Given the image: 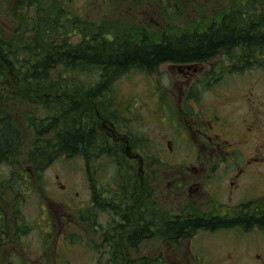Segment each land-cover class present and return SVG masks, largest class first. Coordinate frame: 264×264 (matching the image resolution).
I'll return each instance as SVG.
<instances>
[{
    "label": "trees",
    "instance_id": "obj_1",
    "mask_svg": "<svg viewBox=\"0 0 264 264\" xmlns=\"http://www.w3.org/2000/svg\"><path fill=\"white\" fill-rule=\"evenodd\" d=\"M66 2L70 4V0ZM0 4L6 6L3 9L8 18L7 28L0 27V165L12 168L8 177L0 176V262L4 261L2 248L6 244H27L24 237L33 227L22 217L21 207L28 203L34 184L41 181L53 158L84 157L89 173V162L102 155L111 156L104 135L96 134L90 108L97 103L105 115L116 117L115 98L107 94L125 73H156L164 64L205 63L223 50L237 51L233 59L245 61V65L258 60L264 64L261 56L244 54L264 53V35L259 32L250 36L251 31L239 17L227 28L211 30L207 23L203 31L195 27L152 42L145 33L141 39L131 26L122 27L110 16L92 25L78 12L73 13L70 5H62V0H0ZM30 11L34 16L27 15ZM50 71L55 73L51 75ZM33 105L49 110L50 120L35 119L29 111ZM24 122L27 129L22 127ZM147 144L144 141V146ZM149 159V163L157 162ZM27 168L34 174L31 180ZM88 178L92 184L91 174ZM151 207L145 202L144 214H106L117 219L116 223L113 220L117 227L122 224L119 218L129 220L135 229L143 226L144 234H133L127 246L136 249L143 240L175 243L179 238H190L197 229L234 224L219 220L174 223L167 214H156ZM96 217L84 214L80 220L93 230ZM258 223L264 226V221ZM104 242L108 248L106 264H124L114 241L106 235ZM13 258L10 264H21ZM127 264L153 261L144 256Z\"/></svg>",
    "mask_w": 264,
    "mask_h": 264
},
{
    "label": "flooded vegetation",
    "instance_id": "obj_2",
    "mask_svg": "<svg viewBox=\"0 0 264 264\" xmlns=\"http://www.w3.org/2000/svg\"><path fill=\"white\" fill-rule=\"evenodd\" d=\"M199 1L201 5L205 3V6L211 9L212 17L208 23L211 30L213 27H230L239 17L238 19H242L248 27L247 30L251 31L250 36L259 32L264 35V0ZM154 24L156 25L155 22ZM244 54L255 53L245 51ZM236 55L237 51L222 52L218 58L228 64L220 71L238 69L236 63L245 66V61H233L234 64L230 67L229 59ZM219 68L220 66L213 68L212 64L195 68L193 71L189 68H178L180 85L189 86L190 81L197 80L204 70H207L206 74L209 75V72ZM217 80L212 73L205 82L201 81L196 85L197 91L193 89L188 92L184 89L177 101H174L171 90L165 93L166 97L160 98L162 104L154 111L151 119L158 124L160 130L166 131L160 137L167 155L164 158L160 151L157 152L153 141L147 138L148 135L139 136L132 133L133 131L117 116L105 115L97 103L91 106L94 129L98 136L104 135L109 143L108 151L111 156L102 155L98 159L95 157V161L89 164L108 159L112 162L113 170L107 182L94 178L92 184L87 183L88 197H79L77 193L74 197L71 191L65 190L62 185L59 187L64 192L60 194L59 200L54 201L49 196L42 195L40 209L43 214H50L49 208L53 210V214H61L57 223V237L62 233L66 238L63 239L65 248L61 250L68 251L73 245L70 242L71 236L67 238L71 226L74 225L73 214H97L99 226L98 219L102 214H144L145 202L152 204L151 210L154 213L167 214L168 219L174 223L184 220L207 223L219 220L234 223L197 229L191 233L190 238H179L175 243L151 242L180 251L183 249V258L187 264H190L193 256L199 255L204 260L203 255H191L190 251L191 241L199 233H233L236 240L251 233H264V226L258 223L264 221V188H261V183H264V102L259 100L255 93L243 95V98L238 97L239 101L233 104L236 107L234 110L228 100H223V93L219 94L211 88ZM201 87L205 88L203 94ZM135 98L127 101L118 99L117 104L126 109L130 107L128 102L134 103ZM139 110L142 111L141 108ZM158 112H163L159 123L154 118L158 116ZM161 123H166V129H163ZM144 141L148 142L146 146ZM100 148L101 146L97 149ZM157 153L165 162L156 157ZM168 156L171 157L170 160L167 159ZM149 157L157 159V162L149 163ZM80 158L87 164L84 157ZM26 170L31 180L34 174L31 169ZM113 220L117 222L116 218H108L103 226H99V232L98 229H93L99 242L86 244L81 239L82 243L77 244V247L85 246L86 248L80 250L92 253L94 264H106L108 248L104 241L108 235L123 255L124 264L132 259H143L145 255L140 254V250L145 243H150L149 241L143 240L136 249L126 244L133 234H138L139 231L144 234L143 226L135 229L129 220L125 222L123 218H119L122 224L117 227ZM47 234L51 235V232ZM54 243H40L36 252L30 244H6L2 248L4 261L0 264H10L11 256L21 264H52L51 261L41 263L40 259L44 245L49 253L57 256L58 243ZM24 250L33 256L32 259L23 255ZM234 260L228 258V261ZM240 260L241 258L238 262ZM156 261L161 262V259Z\"/></svg>",
    "mask_w": 264,
    "mask_h": 264
},
{
    "label": "rangeland",
    "instance_id": "obj_3",
    "mask_svg": "<svg viewBox=\"0 0 264 264\" xmlns=\"http://www.w3.org/2000/svg\"><path fill=\"white\" fill-rule=\"evenodd\" d=\"M51 1V0H50ZM72 12H78L82 19L86 22H91L92 25L103 17L109 14L114 20L119 21L122 27L138 26L136 34L139 38H143L144 34L152 41H158L160 37L166 35L180 34L181 30L190 31L192 28L203 31L207 28V23L210 22V8L201 5L199 0H72ZM61 2V0H60ZM4 5L0 4V27L6 29L8 26V18L3 9ZM76 11V12H74ZM29 16H34V12L27 13ZM75 17V16H74ZM102 18V19H101ZM154 21L156 25L154 24ZM162 25V27H160ZM146 29V30H144ZM178 36V35H177ZM63 41L59 38L58 41ZM148 43V42H147ZM235 61V60H234ZM264 62V57L262 59ZM226 64L228 62H225ZM208 64H212L213 68L219 69L212 70L213 76L218 80L212 84V89L217 90L219 94L223 93L224 99L228 100L231 106L235 110L233 105L236 101H239L238 97L243 95H255L264 102V64L256 63L253 66H247L243 68L240 63H236L238 69L229 71H220L225 67L222 61H213L202 65L206 67ZM234 64L230 60V66ZM201 67V66H200ZM198 69L199 66L192 67L190 69ZM258 68V70L253 69ZM59 69V68H58ZM208 71L204 70L202 75H199L197 80L190 81L189 86H181L179 81V71L170 70L167 66L160 67L155 74L149 72H131L124 75L113 87L112 94L116 99L121 101H127L133 97H139L134 100L137 109L127 107L122 109V105L118 106L119 118L123 124L127 125L132 133L148 135L147 138L153 141L152 144L157 147L161 152L163 158L166 155V151L163 149L164 145L160 141V137L166 132L160 130L158 124L154 123L151 116H154V111L162 104L160 98L166 97L165 93L171 90L173 93L174 101L181 97L182 91L187 89L188 92L194 88L197 91V86L201 81L205 82L212 73L207 75ZM51 75L55 72L50 71ZM55 76V75H54ZM216 92V91H215ZM202 94V93H201ZM217 94V93H216ZM169 97V96H168ZM243 98V97H242ZM144 99V100H143ZM129 104L131 101L128 102ZM240 103V102H239ZM146 105V107L144 106ZM225 105L227 106L226 102ZM145 107V110H144ZM29 110L35 119L42 122L49 121L51 117L50 111L43 105L30 106ZM141 108L142 111L139 109ZM228 108V107H227ZM132 109V110H131ZM230 111V110H229ZM233 112V111H231ZM163 112H158V116L154 117L159 123ZM234 116H236L234 114ZM264 117V116H263ZM163 129H166V123H161ZM23 128L27 129V125L24 122ZM30 132L26 133V137H29ZM157 158H161L157 153ZM171 159L170 156L167 158ZM20 163H22L20 161ZM101 166V170H99ZM19 167V166H17ZM27 166H23L26 168ZM12 168L0 165V176L6 178L9 176ZM112 162L110 160L103 161L102 159L90 164V170L86 169V164L83 163L81 158L68 159L66 156L53 158L51 163L47 165L41 176V181L34 186L30 196H28V203L21 207L22 217L24 220L32 225L31 232L24 237V242L30 244L33 250H38V244L42 241L41 236L43 231L46 233L51 232V239L53 242L58 243V255L56 258L54 255L48 252V248L44 245V251L41 256L40 262L46 263L48 261L54 264H94L93 254L82 251L81 247L77 244L79 240H92L93 242H99L96 238V234L88 227L86 222H81L80 216L75 219L73 217L72 229L68 232L67 238L71 236L70 242L73 244L70 250L63 251L65 248L63 239H66L62 233L57 237V231L59 226L58 218L61 214H53L52 209H48L50 214H43L40 212L42 208L41 198L42 195L49 196L51 200H59L60 194L64 191L59 185H62L65 190H70L72 196L75 197V193L79 194V197H88L87 183L89 182V174L96 179L107 182L112 174ZM41 187H40V186ZM261 188H264V183H261ZM78 197V199H79ZM77 199V198H76ZM45 207V206H44ZM46 208V207H45ZM76 209V207H75ZM84 215V214H83ZM97 216V214H96ZM107 215L102 214L99 216L98 225H104L108 221ZM96 223L95 229L100 231L97 226V217L93 221ZM51 227V228H50ZM42 230V231H41ZM233 233L221 232L217 234L199 233L191 241L190 251L192 254L203 255L204 260L198 255L193 256L190 259V264H264V233L255 234L251 233L247 236L238 237L236 240ZM98 237V235H97ZM55 244V243H54ZM183 249L177 250L166 245H157L151 243H145L140 250V254L147 255L153 260V264H187L185 258H183ZM23 255L28 259H32V255L28 251H23ZM235 259L234 261H228V258ZM241 260L238 262V259ZM31 264H35L32 262Z\"/></svg>",
    "mask_w": 264,
    "mask_h": 264
}]
</instances>
